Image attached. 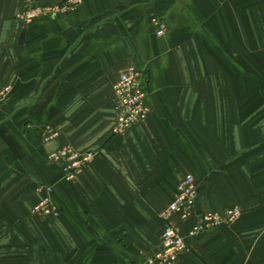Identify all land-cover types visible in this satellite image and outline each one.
Returning <instances> with one entry per match:
<instances>
[{
    "label": "crops",
    "instance_id": "0c3cea01",
    "mask_svg": "<svg viewBox=\"0 0 264 264\" xmlns=\"http://www.w3.org/2000/svg\"><path fill=\"white\" fill-rule=\"evenodd\" d=\"M63 1L0 0V264H139L188 174L194 215L168 220L177 264H264V0H80L14 18ZM128 66L149 112L114 134ZM64 146L95 153L72 181L47 159ZM42 185L56 216L32 212ZM234 206L233 223L190 234L197 214Z\"/></svg>",
    "mask_w": 264,
    "mask_h": 264
},
{
    "label": "built area",
    "instance_id": "2783aa9c",
    "mask_svg": "<svg viewBox=\"0 0 264 264\" xmlns=\"http://www.w3.org/2000/svg\"><path fill=\"white\" fill-rule=\"evenodd\" d=\"M80 0H68L66 5L55 4L53 7L29 8L25 12L18 14V17L27 21L37 17L42 13L56 16L72 9ZM156 26V35L162 36L166 32V24L158 18L152 20ZM118 80L113 85L114 107L117 111L114 134H123L131 125L146 118L149 106L146 103L147 90L142 84V71L135 66L128 68L118 76ZM6 91L8 88H5ZM56 134H50L45 140H49ZM95 153L92 151L79 152L71 146H64L57 150L50 151L47 159L60 166L62 178L72 181L82 172ZM42 197L33 206L32 212L41 216H56L59 211L51 201L53 187L51 185L40 186ZM196 184L191 174L186 175L178 185L177 193L166 208L160 212V217L165 220V225L161 232V248L144 258L139 264H176L179 256L185 250L186 245L182 235L168 223L173 214H179L182 219H187L193 214L192 205L196 199ZM240 215L237 206L220 213L217 211H206L197 214V223L190 230L191 235L234 222Z\"/></svg>",
    "mask_w": 264,
    "mask_h": 264
},
{
    "label": "rangeland",
    "instance_id": "374dc122",
    "mask_svg": "<svg viewBox=\"0 0 264 264\" xmlns=\"http://www.w3.org/2000/svg\"><path fill=\"white\" fill-rule=\"evenodd\" d=\"M67 1L68 0H64L63 2H61V3H56V4H63V5H66L67 4ZM33 5L32 6H30L31 8H36V7H44V8H48V7H53L55 4H49V5H41V4H35V3H32ZM30 7H28L27 9H25V10H20L19 12H17L15 15H14V18L19 22V23H21V24H29V23H31V22H33L34 20H37V19H40V18H43V17H46V16H50L49 14H47V13H42V14H40V15H38L37 17H35V18H33V19H31L30 21H27V20H25V19H23V18H20V17H18V14H21L22 12H25L26 10H28ZM162 21V20H161ZM165 23V22H164ZM166 30H167V27H166ZM8 88V87H7ZM8 91H9V89L6 91V89H5V91L4 92H2V94H1V97L2 96H4L5 94H7L8 93ZM86 166V165H85ZM80 174V173H79ZM78 174V175H79ZM77 175V176H78ZM76 176V177H77ZM197 191V190H196ZM240 216V215H239ZM231 223H233V222H231ZM230 223V224H231ZM226 225H229V224H226ZM149 256V255H148ZM177 264V263H176Z\"/></svg>",
    "mask_w": 264,
    "mask_h": 264
}]
</instances>
